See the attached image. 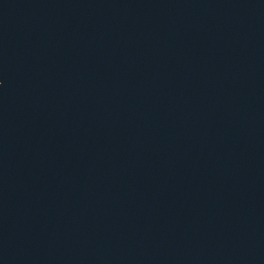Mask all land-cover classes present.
<instances>
[{
  "label": "water",
  "instance_id": "1",
  "mask_svg": "<svg viewBox=\"0 0 264 264\" xmlns=\"http://www.w3.org/2000/svg\"><path fill=\"white\" fill-rule=\"evenodd\" d=\"M0 264H264V0H0Z\"/></svg>",
  "mask_w": 264,
  "mask_h": 264
}]
</instances>
